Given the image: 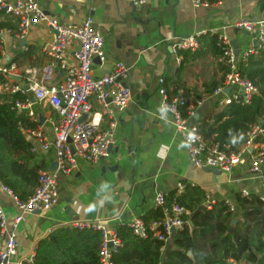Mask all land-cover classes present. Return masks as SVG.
I'll return each mask as SVG.
<instances>
[{
	"label": "crops",
	"instance_id": "crops-1",
	"mask_svg": "<svg viewBox=\"0 0 264 264\" xmlns=\"http://www.w3.org/2000/svg\"><path fill=\"white\" fill-rule=\"evenodd\" d=\"M37 1L46 13L57 16L62 22L79 23L87 16L92 17L102 33L107 54L104 61L94 59L92 72L99 76L108 71L115 60L126 61L131 65L128 81L132 98L126 108L118 112L116 140L107 155L92 163L79 159L70 173L56 172L54 148L41 149L28 132L41 126L48 139L53 137L56 113L45 103L33 102V93L28 87L31 81L53 83L62 76L61 70H56L49 79L42 78L47 62L43 45L53 30L44 24H32L21 30L16 18L2 10V18L9 19L14 26L0 28V63H15V68L8 73L0 72V91L15 92L5 86L18 85L16 91L26 93L31 99L34 115H29L26 109H18L37 123L23 131L33 145H38L35 150L39 168L56 172L58 190V201L54 205L29 212L17 224V252L10 257L11 264H21L25 255L35 251L38 240L55 226L103 220L115 228L134 217L142 219L146 211L157 206L156 192L175 189L180 181L197 184L205 190L202 204L226 199L236 216L240 214L236 192L247 189L249 193L264 196V163L257 170L251 169L250 152L244 153L229 171L220 169L214 173L193 164L171 113L160 108L159 91L162 86L170 89L178 81L190 101L196 102L200 96L202 102L189 105L192 113L187 118L190 122L220 109V94L205 91L222 75L213 47L203 40L196 51L189 50L184 55V52L174 53L170 43L179 34L221 30L231 40H236L238 50L252 46L251 34L236 23L246 16L262 17L261 0H215L200 5L190 0ZM67 56L74 60L73 48H69ZM216 101L217 106H214ZM0 199L8 224H11L17 212L15 202L1 188ZM186 210L185 214L190 216V210ZM3 244L1 236L0 247ZM164 244L163 255L175 247L172 236Z\"/></svg>",
	"mask_w": 264,
	"mask_h": 264
},
{
	"label": "built area",
	"instance_id": "built-area-1",
	"mask_svg": "<svg viewBox=\"0 0 264 264\" xmlns=\"http://www.w3.org/2000/svg\"><path fill=\"white\" fill-rule=\"evenodd\" d=\"M132 1L143 3L146 0ZM190 1L194 5L209 3L205 0ZM0 8L16 18L21 30L32 24H44L53 30L52 35L43 45L47 62L42 69V78L49 79L56 70H61L62 76L53 83L31 81L28 86L33 93V102L45 103L56 113L52 125L53 137L48 139L41 126L29 129L28 132L38 141L41 149L50 146L54 148L55 171L70 173L77 166L79 159L92 163L101 156L107 155L109 146L116 140L118 112L126 108L132 98L128 81L131 65L117 59L108 71L99 76L93 74L94 59L104 61L107 54L102 33L91 16H87L79 23L62 22L57 16L46 13L37 0H0ZM236 25L249 32L252 39H255L252 46L238 52L235 51L227 33L212 30L218 35L223 49L222 57L228 67L223 83L214 90L215 93L220 94L221 104L233 101L247 103L258 90L250 78L241 74L238 58L240 55L248 56L264 48V15L260 18L242 17ZM198 35V33L176 35L170 43L171 50L177 53L180 49L199 48L201 42ZM69 48H73L74 60H70L67 56ZM13 68L15 63L9 65L0 63L1 73H8ZM33 75L32 73L29 79ZM5 88L16 91L19 86L6 85ZM159 91L160 108L171 113L175 129L186 144L193 164L229 171L238 164L246 152H250L251 169L257 170L264 163V114L258 121L249 125L246 138L235 150H223L219 148L217 142L208 144L197 123L190 122L187 117L182 116L180 106L186 102L183 88H179L173 95H169L164 87H160ZM200 102L201 99L196 100V103ZM31 104L29 97L15 101L18 108L26 109L29 115H34L30 108ZM191 113L192 111H189V114ZM38 145H34L33 148ZM55 171L39 168L38 182L25 200L18 199L9 186L0 182V188L12 197L17 207L11 224H8L0 199V237L4 238V244L0 247V264H11L10 257L17 252V224L24 220L26 214L50 208L58 201ZM177 187L181 189L183 183L178 182ZM241 192L243 195L249 194L247 189H242ZM260 197L264 199V196ZM155 203L163 207V217L149 223L134 217L127 222V225L138 237L146 236L151 230L157 238L166 242L172 233L186 222L183 214L187 210L178 203L166 205L163 192L160 190L155 194ZM228 203L232 209V204ZM85 223L101 231L98 249L101 264H115L113 253L121 245V238L116 229L103 220L76 222V225L81 226ZM164 246L163 243L161 249ZM34 261L35 251H32L23 257L21 264H35Z\"/></svg>",
	"mask_w": 264,
	"mask_h": 264
},
{
	"label": "trees",
	"instance_id": "trees-1",
	"mask_svg": "<svg viewBox=\"0 0 264 264\" xmlns=\"http://www.w3.org/2000/svg\"><path fill=\"white\" fill-rule=\"evenodd\" d=\"M212 2L215 0H205ZM260 6L264 9V0ZM0 8V28L13 27L9 19H3ZM200 42L206 40L213 47V52L222 68L220 79L205 88L207 93L223 83L228 70L223 59V49L216 33L205 32L198 35ZM1 47V40H0ZM179 54L190 52L178 50ZM196 51V50H195ZM238 68L242 75L250 78L258 90L247 103L230 102L222 104L220 109L209 116L195 121L208 144L217 142L223 150H235L247 136L251 123L264 114V48L248 56L240 55ZM0 80L2 76L0 75ZM164 87V86H162ZM173 95L183 85L177 81L170 89ZM186 90L184 89V92ZM180 106L183 117L189 115V100ZM26 93L20 91H0V182L9 186L20 200H25L38 182L40 167L33 142L27 139L23 129L33 128L36 121L19 110L17 99H25ZM198 99H201L200 96ZM218 101L213 105L217 106ZM182 182V181H181ZM183 187H176L163 192L166 205L178 203L193 212L206 198V192L197 184L182 182ZM240 214L235 215L226 199L205 202V206L194 211L190 216L183 214L184 224L174 232V248L165 255L161 246L164 243L149 230L144 237L135 235L126 222H120L115 229L121 238V245L113 253L115 264H264V199L256 193L243 195L235 193ZM163 207L157 205L142 215L149 223L163 217ZM233 219L236 221L233 223ZM59 225L40 238L35 246V264H101L98 249L101 231L91 224ZM191 251L193 257L187 254Z\"/></svg>",
	"mask_w": 264,
	"mask_h": 264
},
{
	"label": "water",
	"instance_id": "water-1",
	"mask_svg": "<svg viewBox=\"0 0 264 264\" xmlns=\"http://www.w3.org/2000/svg\"><path fill=\"white\" fill-rule=\"evenodd\" d=\"M231 43H232V45L234 46L235 51L238 52L237 42H236V40H235V39L231 40ZM253 43H255V39L253 40ZM227 89H229V88H227ZM111 148H112V145L109 146L108 150L110 151ZM206 169H208V170H210V171H212V172H214V173H217V172L220 171V168H217V167H206ZM204 206H205V204H200V205H198V207H197L194 211H197L198 209H201V208H203ZM192 213H193V212H191V214H192ZM233 222H235V219H233ZM173 235H174V232L172 233L171 236H173ZM187 254H188L190 257H192V253H191V251H187Z\"/></svg>",
	"mask_w": 264,
	"mask_h": 264
}]
</instances>
